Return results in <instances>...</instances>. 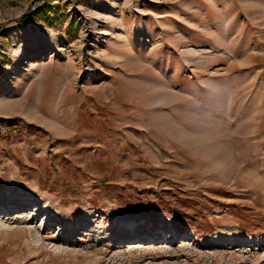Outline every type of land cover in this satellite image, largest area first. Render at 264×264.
Listing matches in <instances>:
<instances>
[{"label": "rangeland", "instance_id": "374dc122", "mask_svg": "<svg viewBox=\"0 0 264 264\" xmlns=\"http://www.w3.org/2000/svg\"><path fill=\"white\" fill-rule=\"evenodd\" d=\"M0 264H264V0H0Z\"/></svg>", "mask_w": 264, "mask_h": 264}, {"label": "trees", "instance_id": "16d2710c", "mask_svg": "<svg viewBox=\"0 0 264 264\" xmlns=\"http://www.w3.org/2000/svg\"><path fill=\"white\" fill-rule=\"evenodd\" d=\"M27 16H24V18H26Z\"/></svg>", "mask_w": 264, "mask_h": 264}]
</instances>
